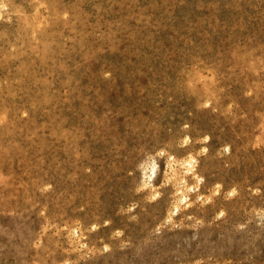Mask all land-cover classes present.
Listing matches in <instances>:
<instances>
[{
  "label": "rangeland",
  "instance_id": "obj_1",
  "mask_svg": "<svg viewBox=\"0 0 264 264\" xmlns=\"http://www.w3.org/2000/svg\"><path fill=\"white\" fill-rule=\"evenodd\" d=\"M0 264H264V0H0Z\"/></svg>",
  "mask_w": 264,
  "mask_h": 264
},
{
  "label": "bare ground",
  "instance_id": "obj_2",
  "mask_svg": "<svg viewBox=\"0 0 264 264\" xmlns=\"http://www.w3.org/2000/svg\"><path fill=\"white\" fill-rule=\"evenodd\" d=\"M154 167H155V166H153V169H154ZM153 169L151 168L152 171H153ZM190 170H191V169H190ZM148 176H149V175H148ZM193 176H195V175H193ZM183 198H185V196H184ZM182 201H183V200H182ZM174 209H175V211H177V207H174L173 210H174ZM173 210H172V211H173Z\"/></svg>",
  "mask_w": 264,
  "mask_h": 264
}]
</instances>
